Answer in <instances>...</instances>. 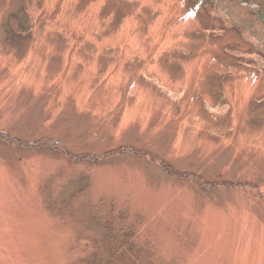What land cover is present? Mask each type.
<instances>
[{"label":"rangeland","instance_id":"rangeland-1","mask_svg":"<svg viewBox=\"0 0 264 264\" xmlns=\"http://www.w3.org/2000/svg\"><path fill=\"white\" fill-rule=\"evenodd\" d=\"M22 1L0 0V264H105L104 212L140 264H264V75L221 44L249 43L185 0H30L8 41Z\"/></svg>","mask_w":264,"mask_h":264},{"label":"trees","instance_id":"trees-1","mask_svg":"<svg viewBox=\"0 0 264 264\" xmlns=\"http://www.w3.org/2000/svg\"><path fill=\"white\" fill-rule=\"evenodd\" d=\"M185 1L192 8L199 12H203L210 18L213 24L208 26L207 33L210 34L212 32L211 36H214L215 34V37L218 38L216 40H221L226 31H233L244 43H249V49L247 51H241V53L240 51H234L235 49L232 50L230 45L220 42L222 46H226L224 48L225 53L235 57V60H243L248 66H252L254 69H257V72L264 75V0ZM36 3L37 2H31L30 0H23L22 3L17 6L18 9H15L8 14L7 26L5 27L7 34L10 35L8 41L13 37H19L22 41L27 34L31 33V30H33L31 26L34 27L37 19L34 21L33 15L28 14L27 6L30 4L34 10H39L40 5ZM38 18L42 19L43 15H38ZM51 143H53V140L43 139L38 142V146L41 148L49 146L50 148ZM120 154H124V156H128L127 154L143 155V153H138L135 149L128 147L127 149L120 150L119 154L118 151L110 150L100 155L84 154L69 158L73 159L75 162L77 160H79V162L82 160L100 162L102 159L123 156ZM69 161L71 160L69 159ZM159 164L167 173L180 176L178 178L193 179L203 188L210 186L209 184H205V182L198 176H194L190 173L179 175L175 171L169 169L165 163L159 162ZM220 185L227 187L233 186L228 183ZM211 186L217 187L218 185L212 183ZM237 186L240 185L237 184ZM95 214L97 213H93L91 218L92 220H95L97 226L103 230L101 250L105 255V264H140L137 259V257H139L138 253H140V249L139 245L134 241L135 230L133 224L126 222V218L119 213H115L113 216L107 212L98 213L102 215L101 218L97 217Z\"/></svg>","mask_w":264,"mask_h":264}]
</instances>
